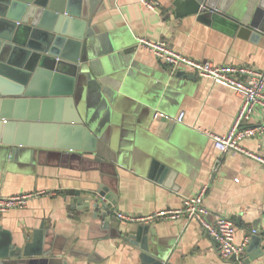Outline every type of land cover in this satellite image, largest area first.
Masks as SVG:
<instances>
[{"label":"crops","instance_id":"0c3cea01","mask_svg":"<svg viewBox=\"0 0 264 264\" xmlns=\"http://www.w3.org/2000/svg\"><path fill=\"white\" fill-rule=\"evenodd\" d=\"M157 1L156 10L137 0L92 2L91 25L102 45L92 62L107 78L113 114L125 123L118 124L122 141L116 162L76 150L77 144L60 135L58 128L48 138H42L45 130L36 137L34 132V144L18 146L14 154H5L0 140V195L36 194L25 208L0 214V226L11 234L12 243L22 244L25 235L42 223L47 232L44 248L66 264H146L140 250L119 234L140 222L109 218L104 227L102 221L67 208L66 190H93L101 184L116 194L114 212L130 216L179 208L184 197L206 186L209 219L215 213L226 215L236 225L237 244L255 229L263 235L264 245V165L237 152L220 154L209 136L229 129L240 96L190 72L176 77L151 52L136 46V37L166 40L176 51L194 58L262 70L264 40L255 44L225 23L202 22L181 8L178 16L176 0ZM81 91L79 108L94 113L95 102ZM50 106L53 110L55 103ZM155 112L170 119L156 117ZM179 112H184L182 121L176 120ZM258 120L255 110L250 123ZM241 145L264 155V142L257 138L243 139ZM153 160L157 165L152 172ZM164 169L170 170L168 177ZM148 235L151 253L166 264H234L218 257L212 239L195 222L157 220L150 223ZM244 260L264 264V249L244 250Z\"/></svg>","mask_w":264,"mask_h":264},{"label":"water","instance_id":"95a60500","mask_svg":"<svg viewBox=\"0 0 264 264\" xmlns=\"http://www.w3.org/2000/svg\"><path fill=\"white\" fill-rule=\"evenodd\" d=\"M92 2L0 0V140L5 154L16 153L18 146L33 145L34 132L36 137L45 130L42 138H48L58 128L60 135L77 144L76 150L93 153L97 160L117 161L122 141L118 124L125 123L113 114L107 78L101 70L99 75L100 67L96 63L95 69L92 62L102 46L91 25ZM174 7L177 15L181 8L202 22L225 23L237 36L255 44L264 40V0H176ZM175 76H184V72ZM81 90L95 102L94 113L79 108ZM51 103H55L53 110ZM32 104L36 107L30 109ZM156 165L153 160L152 172ZM169 172L164 169V177ZM65 193L70 211L100 220L104 227L109 218L118 220L116 194L111 189L100 184L93 190L69 189ZM149 233L148 223L119 232L140 250L143 262L166 264L151 253ZM46 236L41 223L31 235H25L26 241L14 244L11 234L0 226V264H66L44 248ZM262 240V234H252L245 252L260 253Z\"/></svg>","mask_w":264,"mask_h":264},{"label":"built area","instance_id":"2783aa9c","mask_svg":"<svg viewBox=\"0 0 264 264\" xmlns=\"http://www.w3.org/2000/svg\"><path fill=\"white\" fill-rule=\"evenodd\" d=\"M149 10L159 7L157 0H137ZM136 46L151 52L162 65L172 74L178 71L190 72L199 78H207L215 84L234 90L241 99L240 107L229 129L222 133H209L214 147L220 154L237 152L243 154L259 164L264 165V155L248 150L241 145L243 139L257 138L264 142V70L244 64H218L210 60L191 57L176 51L166 40H154L146 37H136ZM258 110L259 120L251 124L250 119ZM154 116L170 119L168 115L155 112ZM184 112H179L177 121H182ZM259 146V144H258ZM206 186H202L194 196L182 199L179 208L161 209L147 216H130L116 212L119 220L140 223H152L157 220L183 219L187 223L195 222L212 239L218 257L223 261H233L234 264H247L244 260V250L250 234H256L255 229L245 236L243 243L235 242L236 225L234 221L223 214L215 213L213 219L209 208L204 204ZM35 193L0 195V214L10 209H23L27 201Z\"/></svg>","mask_w":264,"mask_h":264}]
</instances>
